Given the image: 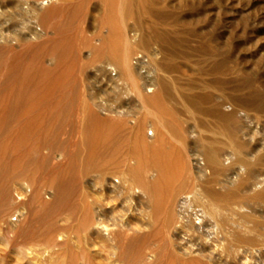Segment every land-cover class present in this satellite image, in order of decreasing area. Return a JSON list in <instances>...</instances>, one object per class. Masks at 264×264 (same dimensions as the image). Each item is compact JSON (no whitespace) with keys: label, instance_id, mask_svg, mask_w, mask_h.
Returning a JSON list of instances; mask_svg holds the SVG:
<instances>
[{"label":"rangeland","instance_id":"1","mask_svg":"<svg viewBox=\"0 0 264 264\" xmlns=\"http://www.w3.org/2000/svg\"><path fill=\"white\" fill-rule=\"evenodd\" d=\"M263 222L264 0H0V264H264Z\"/></svg>","mask_w":264,"mask_h":264},{"label":"bare ground","instance_id":"2","mask_svg":"<svg viewBox=\"0 0 264 264\" xmlns=\"http://www.w3.org/2000/svg\"><path fill=\"white\" fill-rule=\"evenodd\" d=\"M40 4H41V3H40ZM40 4H39V5H40ZM147 86H148L147 83L142 85L143 89H147V88H146ZM138 93H139V92H138ZM153 97L158 98L157 95H156V96H153ZM162 106H163V105H162ZM150 164H151V162H150ZM156 165H157V164H156ZM156 165H155V167H156ZM138 166H139V164H138ZM147 167H148V166H147ZM147 167H146V168H147ZM157 167H158V166H157ZM159 167H160V166H159ZM135 168H136V167H135ZM135 168L132 167V168H129V169H131V170L133 169V170H134ZM137 168L140 169V166L137 167ZM97 169H98V168H97ZM131 170H130V171L128 170V171H129L130 173H132V175H133V172H134L135 170H134V171H133V170L131 171ZM136 170H137V169H136ZM145 170H146V169H145ZM145 170H144V171H145ZM138 171L141 172V170H138ZM138 171H136V176H137V177L139 176V175H138ZM142 171H143V170H142ZM147 171H148V170H147ZM147 171H146V173H147ZM134 174H135V173H134ZM150 174H151V173H150ZM142 175H143V174H142ZM152 175H153V174H152ZM134 176H135V175H134ZM154 177H155V176H154ZM144 178H146V177H144ZM143 181H144V180H143ZM141 183H142V182H141ZM141 183H140V185H142ZM144 183H145V184H144ZM144 183H143L142 188H146V189L149 188V189H150V187H147V186H146L147 182H144ZM148 184H149L148 186H150L151 183L148 182ZM152 184H153V183H152ZM152 184H151V186H153ZM140 185H139V186H140ZM143 190H144V189H143ZM150 190H152V189H150ZM230 213H231V212H230ZM231 214H232V213H231ZM233 214H234V213H233ZM94 215H95V214H94ZM228 216H229V215H228ZM95 217H96V215H95ZM224 217H227V216H224ZM229 217H230V216H229ZM231 217H232V216H231ZM250 217H251V216H250ZM238 218H239V219L237 220L236 217H234V219H236V220H235L236 222L234 221V222H233V225H234V226H235V225L241 226L242 223H243L244 225L246 224L245 227H246L247 231H249V232L245 231V232H243V233H240V235H238V238H237V239H238L239 241L241 240V241H244V242H248V243H249V242L252 241V240L250 241V239H252V236H250V230H251V229H250V225L252 224V221H251V224H250V221L247 220V218H246L245 216H243V217H238ZM222 219H223V217H222ZM226 219H227V218L224 219L225 222H226ZM228 220H229V219H228ZM254 220H255V219L253 218V222H254ZM96 221H97V220H96ZM222 221H223V220H222ZM222 221H221V222H222ZM99 222H100V221H98V223H99ZM227 222H228V221H227ZM258 222H259V221H258ZM89 223H90V221H89ZM263 223H264V222H263ZM260 224H261V223H260ZM99 225H100V223H99L98 225H96V228H97V229H95V230H96V231L99 230V229H100V230H101V229L104 230V226H101V225L99 226ZM224 225H226V223H225ZM226 226H227V225H226ZM253 226H256V225H253ZM258 226H259V225H258ZM258 226H257V227H258ZM87 227H88V226H87ZM242 227H243V226H242ZM93 228H94V227H93ZM251 228H252V227H251ZM254 228H255V227H254ZM259 228H263V227H262V226H259L258 229H259ZM105 229H106V228H105ZM230 229H232V228H230ZM241 229H243V228H241ZM104 231L107 232V229L104 230ZM104 231H102V232L104 233ZM228 231H229V229H228ZM243 231H244V230H243ZM252 231H253V230H252ZM92 232H93V231H92ZM241 232H242V230H241ZM254 232H255V231H254ZM229 233L231 234V231H229ZM252 233H253V232H251V235H254V234H252ZM94 234H96V233H94ZM231 235H232V234H231ZM89 236H90V235H89ZM235 236H236V235H235ZM254 236H255V235H254ZM257 236H258V235H257ZM236 237H237V236H236ZM253 238H255V237H253ZM258 238H259V237H258ZM235 239H236V238H235ZM256 240H257V239H256ZM254 242H256V241H254Z\"/></svg>","mask_w":264,"mask_h":264}]
</instances>
